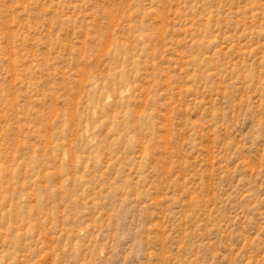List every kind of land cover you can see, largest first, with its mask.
<instances>
[{
    "label": "rangeland",
    "instance_id": "1",
    "mask_svg": "<svg viewBox=\"0 0 264 264\" xmlns=\"http://www.w3.org/2000/svg\"><path fill=\"white\" fill-rule=\"evenodd\" d=\"M0 264H264V0H0Z\"/></svg>",
    "mask_w": 264,
    "mask_h": 264
}]
</instances>
